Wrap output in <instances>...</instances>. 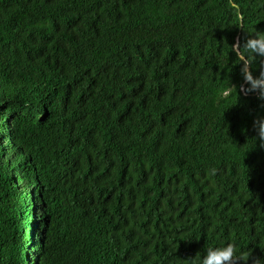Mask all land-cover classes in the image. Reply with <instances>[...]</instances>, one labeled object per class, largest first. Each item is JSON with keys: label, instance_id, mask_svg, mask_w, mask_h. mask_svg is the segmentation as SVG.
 Returning <instances> with one entry per match:
<instances>
[{"label": "trees", "instance_id": "16d2710c", "mask_svg": "<svg viewBox=\"0 0 264 264\" xmlns=\"http://www.w3.org/2000/svg\"><path fill=\"white\" fill-rule=\"evenodd\" d=\"M235 2L0 0V264L264 261V100L233 48L264 0Z\"/></svg>", "mask_w": 264, "mask_h": 264}, {"label": "clouds", "instance_id": "9594fccd", "mask_svg": "<svg viewBox=\"0 0 264 264\" xmlns=\"http://www.w3.org/2000/svg\"><path fill=\"white\" fill-rule=\"evenodd\" d=\"M228 3L232 10L239 11V5L235 0H228ZM233 48L241 62L240 74L244 82L241 91L245 94L255 92L258 99L264 100V65L261 66L258 75L253 74L251 70V65L257 58H264V33L256 32L248 36L242 44L239 42L233 44ZM253 126L260 146L264 147V117L257 118ZM241 261L246 264L245 257L238 256L235 246L229 243L207 248L202 255L196 257L194 264H237ZM256 264H264V261L257 260Z\"/></svg>", "mask_w": 264, "mask_h": 264}]
</instances>
